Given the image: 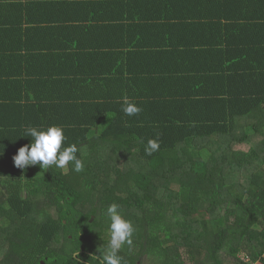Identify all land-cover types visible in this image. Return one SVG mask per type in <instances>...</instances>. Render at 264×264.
I'll list each match as a JSON object with an SVG mask.
<instances>
[{
    "label": "trees",
    "instance_id": "obj_1",
    "mask_svg": "<svg viewBox=\"0 0 264 264\" xmlns=\"http://www.w3.org/2000/svg\"><path fill=\"white\" fill-rule=\"evenodd\" d=\"M217 1V23L181 57L189 45L167 30L199 19L160 14L201 0H0V66L11 75L0 71V264H96L113 203L135 229L126 264H264V0ZM148 21L162 27L142 29ZM93 31L106 56L76 50ZM127 61L152 70L130 79ZM55 62L79 75L45 76ZM125 95L139 114H124ZM53 125L83 171L15 167L32 143L24 130ZM150 139L160 147L148 155Z\"/></svg>",
    "mask_w": 264,
    "mask_h": 264
},
{
    "label": "clouds",
    "instance_id": "obj_2",
    "mask_svg": "<svg viewBox=\"0 0 264 264\" xmlns=\"http://www.w3.org/2000/svg\"><path fill=\"white\" fill-rule=\"evenodd\" d=\"M122 111L127 116H134L139 114L141 109L125 95L122 98ZM24 135L31 137L32 143L18 149L17 154L13 157L15 167L27 169L39 165L43 170L49 166L66 169L71 163L73 171L77 173L83 171L84 162L77 156V145L64 146L67 137L63 126L53 125L47 129L27 127L24 130ZM159 147L158 140L150 139L145 152L151 155ZM105 214L110 220L109 239L107 244L103 245V251H100L99 258L94 257L93 259L96 264H126L121 250L126 244L132 245L134 225L130 220L124 218L119 211V205L115 203L108 206Z\"/></svg>",
    "mask_w": 264,
    "mask_h": 264
},
{
    "label": "crops",
    "instance_id": "obj_3",
    "mask_svg": "<svg viewBox=\"0 0 264 264\" xmlns=\"http://www.w3.org/2000/svg\"><path fill=\"white\" fill-rule=\"evenodd\" d=\"M69 3V0H65ZM100 1V0H99ZM203 2L202 7H194V6H188L187 9H185V7L183 6H176V9H174L172 6H170L171 8L165 7L166 9H163V14H160V17L165 16L167 19L173 20L171 21L172 24L173 22H177L179 20H189V22H194V20L191 18L192 16H196L198 17L199 21H195L196 25H193L191 27H184V26H176L173 28L168 29L167 31L170 32L171 34V42L176 41L177 44L183 41H186V43L189 45V49H179V52L183 53V56L181 57H188L190 56V54H186L185 52H191V49L193 48V46L195 45V43L202 39L203 37V28L205 27L206 29H210V26L212 24L217 23V19L218 17L216 16L218 14L217 8H215V4L214 3H218L217 0H201ZM223 1V0H220ZM73 1H71L72 3ZM201 3V2H200ZM32 8V7H31ZM66 8H68V5L66 6ZM258 12H264V9H261V7H257ZM249 10L248 9H238L235 10V12L233 13V16H241L240 12L243 13H247ZM161 12V11H160ZM224 18V17H222ZM151 20V19H149ZM225 20V18H224ZM226 21V20H225ZM241 22L243 20H240ZM169 21H166V24L171 23ZM240 22V23H241ZM177 24V23H176ZM73 25H78L76 22ZM32 25L27 26V28H25L24 34L28 33L27 30L28 28H30ZM43 27L46 28V25L43 24ZM162 27L161 23H155L154 21H148L146 22V26L142 29H145L149 32H155L158 28ZM204 28V29H205ZM114 32H116V30H114ZM111 35H113V32L111 33ZM38 36V35H37ZM82 37L80 41H78L76 43V50L78 48H81V50L83 52H85V49L88 46H93L96 48V51L98 54H100L101 56H106L107 52H111L108 50V48L106 49V40L105 38H100L99 34L96 33L95 31L91 32L89 35H85V36H80ZM77 41V40H76ZM150 42H154V41H150ZM191 48V49H190ZM168 50V49H167ZM172 49L169 48V50L167 52L171 53V54H178V53H174L171 52ZM202 50V48H197L196 47V55L194 56V58H197L199 60H201L202 62H204L205 60H202V57H200L199 53ZM19 56H25V53L23 52L18 53ZM114 58L116 59L117 56L115 54H113ZM1 57V56H0ZM104 58V57H103ZM11 59L9 60H5V62L7 63L6 65H12L11 64ZM13 62V61H12ZM120 63V62H119ZM187 63V62H186ZM149 63H135V62H129L127 61L125 63V68H124V72L123 74L125 75H129L130 79H134L135 74L141 75L142 73H145L146 71L152 70L151 68L147 67ZM187 64H192V66H181L180 68L176 67V65L171 66V70L173 71H177L175 70V68L178 69H183V70H198L200 68L199 64L200 61H198L197 63L193 62V63H187ZM13 66H14V62H13ZM25 65H16L17 68V72L19 74V70H20V76H23L24 73V69H25ZM162 69V68H161ZM72 68L71 67H67L65 66V64H62L61 62H55V63H51V65L49 66V68L45 69L43 71L45 76H52V77H57L59 76L60 78H64V77H73V76H77L79 75L78 72H74L71 71ZM164 70V69H163ZM0 71L3 75L6 76H11L9 75V73L7 74L4 70L3 67L0 66ZM132 72V73H130ZM179 72V71H177ZM176 72V73H177ZM187 72H191V71H187ZM193 76V75H192ZM182 77H188L186 74L182 73ZM22 77L20 78L19 75H16V78H13L14 80L16 79L17 81H22L24 82ZM25 83V82H24ZM25 86V84L21 85V87ZM21 90H23L21 88ZM0 91L4 92L6 91L5 88H3L2 86H0Z\"/></svg>",
    "mask_w": 264,
    "mask_h": 264
},
{
    "label": "built area",
    "instance_id": "obj_4",
    "mask_svg": "<svg viewBox=\"0 0 264 264\" xmlns=\"http://www.w3.org/2000/svg\"><path fill=\"white\" fill-rule=\"evenodd\" d=\"M242 257H243V260H244L245 262H247V263H251V259H250V258H248V257L245 256V255H243ZM253 264H260V263H253Z\"/></svg>",
    "mask_w": 264,
    "mask_h": 264
},
{
    "label": "flooded vegetation",
    "instance_id": "obj_5",
    "mask_svg": "<svg viewBox=\"0 0 264 264\" xmlns=\"http://www.w3.org/2000/svg\"><path fill=\"white\" fill-rule=\"evenodd\" d=\"M81 263H82V264H93V263H89V262H87L86 260H82Z\"/></svg>",
    "mask_w": 264,
    "mask_h": 264
},
{
    "label": "rangeland",
    "instance_id": "obj_6",
    "mask_svg": "<svg viewBox=\"0 0 264 264\" xmlns=\"http://www.w3.org/2000/svg\"><path fill=\"white\" fill-rule=\"evenodd\" d=\"M64 172H65V173H67V172H68V167H67L66 169H64ZM260 264H262V263H260Z\"/></svg>",
    "mask_w": 264,
    "mask_h": 264
}]
</instances>
